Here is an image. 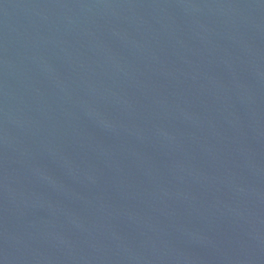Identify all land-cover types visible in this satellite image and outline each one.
<instances>
[{"label":"water","instance_id":"water-1","mask_svg":"<svg viewBox=\"0 0 264 264\" xmlns=\"http://www.w3.org/2000/svg\"><path fill=\"white\" fill-rule=\"evenodd\" d=\"M0 264H264V0H0Z\"/></svg>","mask_w":264,"mask_h":264}]
</instances>
